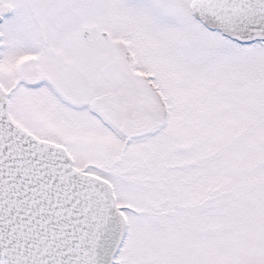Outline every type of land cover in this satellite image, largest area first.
<instances>
[{"label": "snow or ice", "instance_id": "6c2138e0", "mask_svg": "<svg viewBox=\"0 0 264 264\" xmlns=\"http://www.w3.org/2000/svg\"><path fill=\"white\" fill-rule=\"evenodd\" d=\"M0 264H264V0H0Z\"/></svg>", "mask_w": 264, "mask_h": 264}]
</instances>
